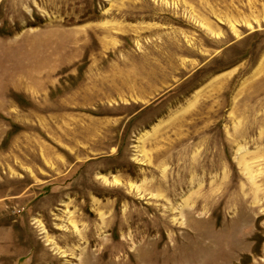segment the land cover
<instances>
[{
	"label": "rangeland",
	"instance_id": "obj_1",
	"mask_svg": "<svg viewBox=\"0 0 264 264\" xmlns=\"http://www.w3.org/2000/svg\"><path fill=\"white\" fill-rule=\"evenodd\" d=\"M0 264H264V0H0Z\"/></svg>",
	"mask_w": 264,
	"mask_h": 264
},
{
	"label": "bare ground",
	"instance_id": "obj_2",
	"mask_svg": "<svg viewBox=\"0 0 264 264\" xmlns=\"http://www.w3.org/2000/svg\"><path fill=\"white\" fill-rule=\"evenodd\" d=\"M35 83V82H34ZM42 229L44 230V228L42 227ZM45 232V231H44Z\"/></svg>",
	"mask_w": 264,
	"mask_h": 264
}]
</instances>
